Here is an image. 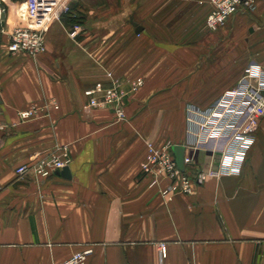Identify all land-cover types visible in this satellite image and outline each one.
Here are the masks:
<instances>
[{
	"label": "crops",
	"instance_id": "obj_1",
	"mask_svg": "<svg viewBox=\"0 0 264 264\" xmlns=\"http://www.w3.org/2000/svg\"><path fill=\"white\" fill-rule=\"evenodd\" d=\"M1 3L0 264H58L86 248L87 264H264V117L239 176L163 197L166 180L140 170L147 145L166 142L193 159L186 171L208 167L210 152L185 144L187 108L207 109L247 65L264 67V0L215 32L205 28L207 0H80L73 16L48 23L46 53L35 57L10 53L8 33L43 11L35 18L26 0ZM108 73L143 80L126 122L86 107L84 91L109 86ZM31 107L35 116L21 121ZM64 148L68 178L65 167L15 174Z\"/></svg>",
	"mask_w": 264,
	"mask_h": 264
},
{
	"label": "built area",
	"instance_id": "obj_2",
	"mask_svg": "<svg viewBox=\"0 0 264 264\" xmlns=\"http://www.w3.org/2000/svg\"><path fill=\"white\" fill-rule=\"evenodd\" d=\"M80 0H26V9L30 16L37 17L43 11L41 19L29 27H17L8 33L7 49L10 53L23 52L30 57L46 53L44 33L50 21H59L62 16H73L72 3ZM210 10L205 19V28L215 32L239 11H249L257 0H207ZM5 9L0 0V30L3 31L2 17ZM80 31L74 25L69 36L74 38ZM107 77L112 79L111 74ZM124 85L126 87H124ZM143 80L136 78L125 83L111 80L109 86L98 82L84 91L87 108L112 109L117 122H126V100L137 93ZM57 109L56 105H53ZM37 109L31 107L18 112L21 121L32 119ZM188 125L186 146L192 150L210 152V163L207 168L186 171L193 164L189 156L183 158L184 171L178 169L171 153L172 144L166 142L159 148L151 143L147 145V153L140 164L141 172L152 180V183L163 179L167 186L161 195L167 197L180 193L190 195L196 186L207 179L239 176L242 172L248 151L255 142L256 132L264 117V67L250 63L243 70L238 83L224 91L218 100L207 109L188 106L186 112ZM0 125V132L3 131ZM211 145L209 148L208 145ZM69 163L68 149H61L59 157L53 156L48 162H40L34 166L21 165L15 169L17 176L33 171L41 178L53 176ZM93 251L86 248L73 253L68 259L58 264H87ZM160 257L166 255L165 246L159 247Z\"/></svg>",
	"mask_w": 264,
	"mask_h": 264
},
{
	"label": "water",
	"instance_id": "obj_3",
	"mask_svg": "<svg viewBox=\"0 0 264 264\" xmlns=\"http://www.w3.org/2000/svg\"><path fill=\"white\" fill-rule=\"evenodd\" d=\"M4 15L2 17V20L4 21ZM140 29L139 27H136V32H138ZM175 161H176V165L178 167L179 170L184 171V164H183V158H184V151H183V147L181 146H174L171 148ZM61 174L64 175L65 177H69V172H68V168L65 167L64 169H62Z\"/></svg>",
	"mask_w": 264,
	"mask_h": 264
},
{
	"label": "rangeland",
	"instance_id": "obj_4",
	"mask_svg": "<svg viewBox=\"0 0 264 264\" xmlns=\"http://www.w3.org/2000/svg\"><path fill=\"white\" fill-rule=\"evenodd\" d=\"M221 31V30H220ZM220 45H222L223 46V48H225V47H230V46H232V41H229V40H226L225 42H223V44L222 43H220ZM222 46H220V47H222ZM209 108V107H208ZM188 109V108H187Z\"/></svg>",
	"mask_w": 264,
	"mask_h": 264
}]
</instances>
